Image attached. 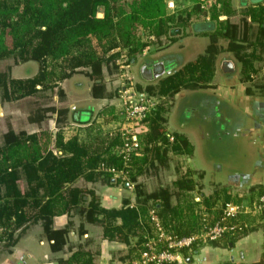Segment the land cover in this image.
<instances>
[{
    "label": "trees",
    "instance_id": "obj_1",
    "mask_svg": "<svg viewBox=\"0 0 264 264\" xmlns=\"http://www.w3.org/2000/svg\"><path fill=\"white\" fill-rule=\"evenodd\" d=\"M224 1L219 0L220 9L211 11L210 18L217 29L209 36L205 54L169 75L157 90L153 88L147 94L159 103L144 119L143 147L130 157L126 167L122 156L110 152L120 145L117 135L96 133L93 137L85 135L83 140L77 137L65 140L60 129L66 124V108L46 107L28 115L29 123L41 124L54 114L57 129L54 135L44 128L30 134L8 128L0 135V244H3V249L15 246L26 228L39 225L43 236L51 242V251L61 252L68 230H54L53 219L71 213L85 223L100 225L103 237L108 240L126 242L137 232H147L142 245L151 233L150 209L155 210L165 230L176 237H189L200 229L202 216L199 211L194 213L196 221L193 224L183 220L184 211L191 203L185 205L187 199L182 203L181 200L194 189L185 176L170 186H158L150 191L143 183H137V179L146 180L158 168H167L164 165L167 148L180 152L183 147L182 139L174 138L169 143L166 136L161 116L166 96H172L181 88H192L198 83L197 78L206 83L211 78L216 57L222 52L233 54L244 72H253L244 44L253 32L252 23L257 25V35L264 31V2L257 8L242 11L249 21L242 19L240 25H235L219 19L220 14L226 17L230 14L222 12ZM164 4L165 0H0V62L12 59L15 63L35 62L39 65L38 74L26 80H13L0 72L1 101L17 102L37 97L36 87H40L44 95H49L58 83L69 79L76 70L86 71L81 74L90 84L92 99L116 97L120 86L116 84L114 94L107 92L104 66L116 70L115 79L118 80L120 72L116 60L120 53L114 49L126 50L125 64L130 66L135 56L147 46L142 41L147 31H152L156 37L169 34L170 26L177 25L178 15L184 12L178 11L167 17ZM191 13L200 12L198 8L185 11V18ZM220 38L227 41L223 47L218 44ZM57 97L63 101L64 95L59 88ZM47 98L50 99L49 96ZM84 131L79 135L85 134ZM102 168L115 172L123 170L127 182L115 180V183L135 185L133 194L137 204L148 209V230L142 228L137 210L129 208L126 201L123 203L126 206L120 209H105L92 191L76 186L79 180H106L109 183L113 175ZM151 171L154 172L151 174ZM21 182L24 187H20ZM228 202L229 199L225 198L222 204ZM220 215L213 219L207 213V221L214 222ZM255 226L240 236L227 237L209 245L217 247L222 243L227 247V243L242 241ZM200 248L193 246L191 253L183 251V257H192ZM83 256L79 252L71 259L80 260ZM256 264H264V253Z\"/></svg>",
    "mask_w": 264,
    "mask_h": 264
},
{
    "label": "crops",
    "instance_id": "obj_2",
    "mask_svg": "<svg viewBox=\"0 0 264 264\" xmlns=\"http://www.w3.org/2000/svg\"><path fill=\"white\" fill-rule=\"evenodd\" d=\"M182 1L185 2V7L181 10L184 14L178 15L180 20L177 25L170 26L167 36L156 37L152 31H147L142 39L147 46L135 56L129 66V80L141 93L147 95L151 89L157 90L169 75L202 57L209 46V36L217 29L210 15L208 17L200 11L194 0ZM263 2L264 0H225L222 12L230 14L227 17L220 14L222 16L219 19L228 20L235 25H240L242 19L248 22L242 11L257 8ZM194 8H198L200 13H191L186 19L185 11ZM220 8L217 5L211 11ZM165 15L173 16L168 13ZM256 27V23H252L253 32L244 44L245 55L253 72H244L242 64L233 54L222 52L216 57L211 78L206 83L200 82L195 75L199 81L192 88H181L163 100L161 116L169 143L174 138L183 140L180 152L171 148L166 150L164 165L167 168L163 170H170L172 177L165 185L170 186L175 180L185 176L194 186L181 200L182 203L187 199L185 205L191 203L187 206L191 210L186 207L184 211V223L189 221L193 224L196 221L194 213L198 211L208 213L215 219L220 214L225 198L230 202L244 203L264 192V31L259 36ZM148 41H151L150 44ZM226 43L223 38L218 39L219 46L223 47ZM115 51L126 55V50L120 47ZM2 64L7 72L4 69L0 72L6 73L13 80L30 79L39 72V65L35 62L15 63L12 59H7L0 62V66ZM106 67L108 66L103 69L105 87L109 94H114L116 84L119 87L121 80L115 79L116 70ZM81 72L86 73L85 70H76L73 76L58 83L48 95L51 107L68 109L66 124L60 129L65 140L72 137L83 140L85 135L93 137L96 133L111 135V128L130 129L129 125L118 120L120 105L116 97L92 99L89 94L90 84ZM75 81L78 83L73 84ZM58 88L63 92V101L57 97ZM36 89L38 92L35 100H25L37 103V99L44 97L41 88ZM67 100L73 103L83 102L86 107L83 110H78L73 104L65 107ZM10 104L13 102L1 105L5 107ZM39 105L44 103L39 102ZM24 112L21 110L20 113L23 117L19 118V125L23 128L19 131L30 134L44 128L52 135L56 133L54 114L49 115L41 124H31ZM69 122L75 125H70ZM76 125L83 126L85 134L79 135L82 130ZM118 141L121 144L119 137ZM118 146L120 145L110 152L114 154L113 149ZM53 152L56 153V150L53 149ZM140 182L149 191L153 190L142 178L138 183ZM131 185L120 186L114 179L109 183L106 180H79L76 183L78 188L92 191L105 209H120L126 201L129 208L137 210L142 228L146 227L148 230V209L137 204L133 194L135 185ZM185 214L191 216L187 217ZM52 224L54 230H68L66 244L61 252H52L51 242L43 236L40 226L34 225L20 233L17 243L9 248V252L0 254V264H134L147 233L137 232L126 242L108 240L103 237L100 225L85 223L73 213L55 217ZM225 245L227 247L222 243L217 247L205 245L192 257L184 258V264L258 263L264 253V221L257 224L242 241ZM79 252L83 253L84 258L71 259Z\"/></svg>",
    "mask_w": 264,
    "mask_h": 264
},
{
    "label": "built area",
    "instance_id": "obj_3",
    "mask_svg": "<svg viewBox=\"0 0 264 264\" xmlns=\"http://www.w3.org/2000/svg\"><path fill=\"white\" fill-rule=\"evenodd\" d=\"M194 2L200 11L209 17L211 9L218 5L219 0H194ZM184 7L185 2L182 0H167L164 4V11L174 14L183 10ZM125 63V55L120 54L116 60L121 80L116 96L120 105L118 120L133 128L144 123V119L156 109L159 101L136 90L134 84L129 80V65ZM120 139L121 144L113 149V153L122 156L123 166L126 167L130 162V157L135 155L140 147L135 136L126 137L121 134ZM102 170L111 173L114 177L124 174L123 170L119 172L106 168H102ZM220 213L221 215L216 221L210 222L207 221L206 213L200 212L199 214L202 216L200 229L189 237H176L165 230L155 210L150 209L148 220L151 233L142 245L139 257L134 264H184L183 251L191 253L193 246L203 247L227 237L242 235L264 221V194L249 202H228L221 207Z\"/></svg>",
    "mask_w": 264,
    "mask_h": 264
},
{
    "label": "rangeland",
    "instance_id": "obj_4",
    "mask_svg": "<svg viewBox=\"0 0 264 264\" xmlns=\"http://www.w3.org/2000/svg\"><path fill=\"white\" fill-rule=\"evenodd\" d=\"M125 11H127V10H125ZM103 47H106L105 44L103 45ZM3 69H4V71L7 72L6 67H4V64H2L0 66V71H2ZM74 83H78V82L75 81V82H73V84ZM74 90L76 91V89H74ZM47 97H48V95H44V97L41 96L40 100L37 99L38 100L37 103L35 101H33V100H35V98H32L33 100H25L24 99L25 101L13 102V104L6 105L5 107L1 105L4 102L1 101V99H0V106H2V107H0V135L3 134L4 132H6L8 130V128L14 130L15 132H19L20 128H23V127H21V125H19V120H20L19 118L23 117V115H20L21 110H24L26 112V114L28 112L27 115L26 114L24 115L25 117L27 116V120H28V115L33 114L38 109L51 107L52 103H51L50 99H48ZM39 102L44 103V105H39ZM75 102H77V101H75ZM71 104L75 105L78 108V110H83V108L86 107L85 103H83V102L73 103V102H70L69 100H67L65 107H68V105H71ZM68 124H70V122ZM72 124L73 123H71L70 125H72ZM73 125H75V124H73ZM76 126L81 128V130H82V128H84L81 125H76ZM26 127H29V126L27 125ZM120 129H119V127L118 128H111V130L113 131L111 135H117L119 138H120L121 134H124V136H126V137L135 136V140L137 141V143L139 144V147H140L139 149H141L143 147V144H141V141H140V137H142V134L144 133V130H145V124L144 123L137 125L131 129H126V130H120ZM0 140H1V136H0ZM172 166L174 167L175 165H172ZM153 172L154 171H151V174ZM171 177H172V172L170 170H163V169L158 168L153 175H151L149 178L146 177V180L144 179V181L147 184H149V186H151L152 189H156L158 187L157 186L158 184H162V186H165L166 181H168ZM112 179L119 180L121 182H127V180H128L127 175L125 173L122 176H118V177L113 176ZM140 179L141 178L137 179V183L140 181ZM20 187H24L23 182L20 183ZM10 249L9 248L3 249V244H0V254H2V253L5 254L6 252H9ZM4 256H2V257L4 258Z\"/></svg>",
    "mask_w": 264,
    "mask_h": 264
}]
</instances>
